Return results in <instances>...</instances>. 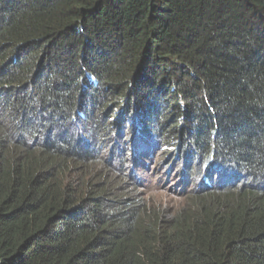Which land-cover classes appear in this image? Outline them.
<instances>
[{
  "label": "trees",
  "instance_id": "16d2710c",
  "mask_svg": "<svg viewBox=\"0 0 264 264\" xmlns=\"http://www.w3.org/2000/svg\"><path fill=\"white\" fill-rule=\"evenodd\" d=\"M0 264H264V0H0Z\"/></svg>",
  "mask_w": 264,
  "mask_h": 264
},
{
  "label": "rangeland",
  "instance_id": "374dc122",
  "mask_svg": "<svg viewBox=\"0 0 264 264\" xmlns=\"http://www.w3.org/2000/svg\"><path fill=\"white\" fill-rule=\"evenodd\" d=\"M146 171H148V173H151V171H149L147 168ZM168 171L169 168L166 169L167 173ZM156 183V179L150 178V184H148L144 188V191L154 195L156 200H160L161 198L166 196V194H168L172 203L174 204H177L181 201V198L179 197V192L188 188V186H182L181 180H179L177 176H174L173 179H166L162 185H156Z\"/></svg>",
  "mask_w": 264,
  "mask_h": 264
},
{
  "label": "clouds",
  "instance_id": "9594fccd",
  "mask_svg": "<svg viewBox=\"0 0 264 264\" xmlns=\"http://www.w3.org/2000/svg\"><path fill=\"white\" fill-rule=\"evenodd\" d=\"M197 185H200V180L197 179V176L191 175L190 179H189V183L187 185H182V186H189L187 189L185 190H181L179 193V197L181 198V201L177 204L172 203L170 196L168 194H166V196H164L163 198H161L160 201V207L163 206L167 209L170 210H175L177 207H179L181 204H183L187 197L189 196V192L193 189H195V187H197Z\"/></svg>",
  "mask_w": 264,
  "mask_h": 264
},
{
  "label": "bare ground",
  "instance_id": "6f19581e",
  "mask_svg": "<svg viewBox=\"0 0 264 264\" xmlns=\"http://www.w3.org/2000/svg\"><path fill=\"white\" fill-rule=\"evenodd\" d=\"M246 192V191H245ZM230 193V192H229ZM201 197V196H200ZM140 204V203H139ZM140 216V215H139ZM174 227V226H173ZM126 228V227H125ZM121 242V241H120ZM219 262V261H218Z\"/></svg>",
  "mask_w": 264,
  "mask_h": 264
}]
</instances>
